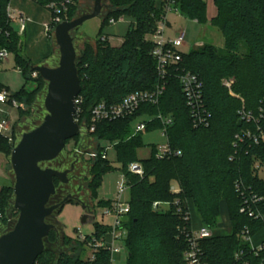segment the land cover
<instances>
[{"label": "trees", "instance_id": "obj_1", "mask_svg": "<svg viewBox=\"0 0 264 264\" xmlns=\"http://www.w3.org/2000/svg\"><path fill=\"white\" fill-rule=\"evenodd\" d=\"M65 1L44 0L42 5ZM70 1L73 4L61 14L63 22L73 20L86 10L79 7L80 2L86 0ZM107 1L108 10L100 16L102 26L94 44L86 40L84 50L76 60L81 82L79 96L83 98L82 121L86 123L92 108L98 103L118 104L129 94L151 90L157 83L156 62L151 56L153 46L148 41L163 16L156 0ZM211 2L216 9L212 21L218 25L224 38L223 53L204 43L195 50L182 53V61L171 71L166 92L158 106L144 105L131 118L103 122L94 133L87 136L81 133L74 138L76 146L84 136L97 140L96 150L85 153L95 155L89 159L92 180L87 186L92 200L98 198L104 175L115 170L112 163L104 158L107 148L101 143L106 141L115 145L130 191V214L124 224L127 230V264H186L184 254L188 244L181 231L189 225L182 219L178 207L173 205L177 198L182 207H190L193 220L196 218L200 226L215 231L220 227L222 203L227 204L232 232L215 233L212 238L201 241L205 264H264V251L256 254L243 239L245 228L255 236L264 229V222L240 212L243 205L241 191L246 197L250 194L259 197L258 208L264 210V140L261 139L264 136V0ZM9 3L10 0H0V27L10 31L9 39L3 44L14 55L16 68L25 76L26 84L33 81L40 87L44 80L40 75L33 80L36 66L23 54V40L8 22ZM176 7L187 20H196L199 24L209 21L205 0H177ZM122 17L133 22L122 44L115 47L103 31L111 20L118 21ZM51 26L53 31L55 25ZM178 69L197 75L203 82L204 101L212 115L208 128L193 126L179 84ZM232 77L235 78L232 90L239 98L233 97L223 84L224 79ZM24 90L25 87L18 94L14 93L21 106L31 101L30 94L25 98L20 95ZM243 108L252 116L250 121L243 119ZM22 111L21 107L19 115ZM143 115L173 119L167 136L171 147L181 152L180 156L157 160L154 147V155L150 159H136V148L143 141L142 133L134 134L132 124ZM162 127L159 120H154L145 131L161 130ZM246 133H250L253 140ZM237 134L243 136L244 142L235 148ZM13 149L12 144L0 138L1 154L9 158ZM134 162L142 163L143 177L127 172L128 166ZM173 182L181 188L178 196L170 191ZM237 183H242V190H237ZM11 198L10 189H0V219ZM156 202L169 203L170 206L165 212L155 211L153 205ZM110 203L101 201L99 206L108 207ZM95 226L98 234L107 232L96 222ZM77 248L76 255L63 253L58 257L45 249L35 264H108L110 255L107 252L102 251L96 261L90 262L86 257L85 244L80 243L74 250ZM237 252H243L240 260L235 258Z\"/></svg>", "mask_w": 264, "mask_h": 264}, {"label": "rangeland", "instance_id": "obj_2", "mask_svg": "<svg viewBox=\"0 0 264 264\" xmlns=\"http://www.w3.org/2000/svg\"><path fill=\"white\" fill-rule=\"evenodd\" d=\"M207 2V7L209 11V21L199 24L194 23L190 20L178 17L174 14H170L168 17V30L167 36H173L176 32L184 30L187 33V38L184 46L181 48L183 53H188L189 51L198 48L199 44H208L213 46L218 52H224V38L220 32V29L212 19L216 16V9L212 5L211 0H205ZM94 5V0H86L80 2L79 7L86 9L83 13L76 16L74 19L80 17L82 14L89 13ZM104 10L102 15H104L109 6L107 0H103ZM50 12V10H49ZM48 12V13H49ZM49 22L52 20V12L46 14ZM73 19V20H74ZM72 21V20H71ZM132 19L128 17H122L117 24L104 28L103 33L110 35L111 42L113 46H119L122 43L124 36L132 25ZM14 30L19 31V26L17 23H13ZM102 26V17H97L86 21L81 27L72 32V37L74 38V47L76 49L77 58L82 54L84 50V44L86 40L93 45L99 34L100 28ZM53 37L52 42V54L45 60V65L49 68H56L60 62V52L59 48L55 42L54 30L52 31ZM22 38V37H21ZM23 39V38H22ZM47 40L42 35L39 38L32 39L29 42L28 48L32 49L34 46H44L47 44ZM14 55L10 56V64L3 67V72L0 74V84L9 89L11 92L18 94L24 87L25 90L20 95L22 97H27L30 94L31 101L28 105L22 104L23 111L19 115V111L10 110L11 118L15 125V141L12 143L14 149L20 143L24 134L29 133L36 128H38L47 116V111L45 108V99L47 95V82L44 81V85L39 87V84L33 81H29L26 84L25 76L16 68L14 63ZM39 77V74L35 76L32 74L33 80ZM232 82H234L232 84ZM223 84L231 85L230 92L233 97H237L233 92L232 88L235 84V78H228L223 80ZM3 116L0 114V120ZM144 118H138L136 124L142 122ZM87 136V135H85ZM80 140L76 146V140H70L64 151L60 156L51 162H46L41 164L43 169H54L59 172H65L70 170L72 165L75 166L74 172L70 173L68 176L69 183L62 184L59 181L56 183V194L51 198L48 207H55L56 203L64 202L65 198L71 197V200L64 203L60 208V211L55 210L51 217L47 219V223L53 225L55 228L50 232V235L45 239V249L46 251L53 253L55 257L66 253L71 255L72 253L76 255L78 253V248L74 250V247L79 246L77 238L80 233L85 236H91L96 233V226L93 225H82L81 220L85 213L94 215L96 223L98 225H103L105 227H111L113 219L104 215L106 208L104 206H99V202L112 201L117 196L118 184L124 179V169L122 164L118 162V154L115 145L112 143L103 141L101 143L102 147L108 148L107 156L108 160L112 163L115 168L114 171L104 175L101 181V187L98 190V198L95 200L91 199L90 192L87 190L88 184L91 182V177L89 176V171L91 168V155L85 154L92 153L96 150L97 140L92 137H85ZM143 144L136 148L135 154L136 159L139 161L147 160L154 155V147L159 148L160 146L167 143L166 137L163 136L159 129H154L152 131H145L142 133ZM13 149V150H14ZM173 182L172 184H175ZM14 185H15V174L11 165V156L9 158L0 153V189H10L12 192V198L10 199V205H7L3 214V218L0 219V236H3L10 231H12L18 222L20 213L15 209V196H14ZM124 198L129 202L130 191H126ZM103 205V204H100ZM86 206V208H85ZM167 209L161 210L165 212ZM59 211V213H58ZM221 218L220 227L216 230L219 234H229L232 232V226L229 218L228 207L225 202L221 206ZM60 223L62 225H58ZM194 229H199V223L194 219ZM63 229V232H62ZM78 230V233L75 231ZM66 236V237H64ZM264 237V230L257 233L253 239L254 244L258 245L261 239ZM73 251V252H72ZM128 261V250L123 247L121 255H115V262L117 264H127Z\"/></svg>", "mask_w": 264, "mask_h": 264}, {"label": "built area", "instance_id": "obj_3", "mask_svg": "<svg viewBox=\"0 0 264 264\" xmlns=\"http://www.w3.org/2000/svg\"><path fill=\"white\" fill-rule=\"evenodd\" d=\"M31 1L43 6L42 3L44 0ZM176 2L177 0H156V6L158 9L162 10L163 16L158 22L155 32L148 38V41L153 46L151 56L156 62L157 83L154 88L151 90L136 91L131 93L118 104H108L106 102L98 103L92 108L88 123L82 121L83 98L78 96L75 99V121L78 125L82 123V126L79 125L80 134L82 133L86 135L89 133H94L97 129V126L103 122H112L119 119L131 118L136 113H138V111L144 105L158 106L160 104V101L166 92L168 82L167 80L171 71L178 67L182 61L183 52L181 48L184 46L187 38V33L184 30L177 32L174 36H167L166 34L169 25L168 17L170 14L184 18L176 7ZM72 4L73 3L70 0H66L64 3L51 2L43 6L46 9L53 11L55 14L52 15L51 22L45 25V29L48 34H50L52 31V24H54V27L56 28L59 24L63 23L61 14L68 11V7ZM7 18L10 27L13 30V23H17L19 26V31H14L20 36L26 32L27 26L31 22V19L28 16L16 13L15 10L12 9L10 3L7 7ZM118 21L111 20L110 24L115 25L118 23ZM192 22L196 24L198 23L196 20ZM9 37V29L0 27V74L4 65L8 63L9 58L12 55L10 50L3 44V42L9 39ZM177 72L179 84L186 99V104L190 111L193 126L200 129L208 128L211 123L212 115L207 109L204 101L203 82L197 75L189 71L178 69ZM34 74L35 76L37 75V73ZM233 83L234 82H232V84ZM226 86L229 89L231 88V85ZM20 108L21 104L17 99L14 98V93L0 84V114L3 116V118L0 120V138L7 140L10 144L14 143L15 141V125L11 118L9 109H16L19 111ZM241 115L243 116V119H247L248 121L252 119V116L247 113L244 108L241 112ZM154 120H159L161 122L163 126L161 132L167 139L166 144L156 148L155 158L157 160H165L180 156L181 152L171 147L167 136L168 128L173 125V119L171 117H164L162 115H159L156 118L148 117L147 120L133 126L134 134L143 133L146 130L148 124ZM245 135L248 138H251L250 133H246ZM261 139L264 140V136H262ZM254 141L257 143V138H255ZM243 142V136L241 134H237L235 136L234 147L238 148ZM91 157H95V155L92 154ZM104 158L107 159V152ZM127 172L139 177H143L144 168L142 163H131L127 168ZM236 188L238 191L242 190V183H237ZM128 190L129 184L126 173H124L123 181L118 184L116 198L111 201L108 207H105L106 210L104 215L112 218L113 223L111 227L108 228L105 227L104 224L101 225L102 228L107 229V232L104 235H100L96 232L91 236H85L82 233L79 234V231L77 232L79 234L77 241L79 243L85 244V248L87 249L86 257L90 262L96 261L98 254L104 251L110 255L108 264H117L115 262V255L122 254L127 238V230L124 227V224L130 214V204L125 200L124 195ZM170 191L173 195L178 196L181 193V188L178 184H173L170 187ZM240 193L241 197L243 198V205L240 212L247 213L249 217L261 219L264 222V210H260L258 208V203L261 201V199L253 194H250L249 197H246L244 192L241 191ZM173 205L178 207V212L182 213L183 215L182 219L189 225L187 229L181 231L182 236L186 238L188 244V248L184 254V260L186 264H205L203 262V251L200 244L201 241L212 238L215 234V230H210L203 226H200L199 229L195 230L193 225V215L190 207L188 205H186V208L182 207L181 201L178 198L174 201ZM169 206V203L156 202L153 205V209L155 211H161L163 209H167ZM254 237L255 236H251L250 230L245 228L243 231V239L245 242L249 243L251 250L258 254L264 251V239L258 245H255L253 241ZM242 255L243 252H237L235 254V258L240 260Z\"/></svg>", "mask_w": 264, "mask_h": 264}, {"label": "water", "instance_id": "obj_4", "mask_svg": "<svg viewBox=\"0 0 264 264\" xmlns=\"http://www.w3.org/2000/svg\"><path fill=\"white\" fill-rule=\"evenodd\" d=\"M103 9V0H94L89 13L59 24L54 31L60 52L58 67L34 68L35 73L48 84L44 103L48 114L38 128L23 135L11 154L15 174L14 207L20 215L14 229L0 236V264H35L45 250V239L55 228L47 223V219L57 206L48 205L56 194L55 180L68 183L69 171L43 169L41 164L57 159L67 141L80 134V127L75 121V99L81 92V82L72 32L86 21L100 17ZM95 222V216L87 213L81 220L82 225Z\"/></svg>", "mask_w": 264, "mask_h": 264}, {"label": "crops", "instance_id": "obj_5", "mask_svg": "<svg viewBox=\"0 0 264 264\" xmlns=\"http://www.w3.org/2000/svg\"><path fill=\"white\" fill-rule=\"evenodd\" d=\"M10 4H11L12 9L15 10L16 13L26 15L31 19V22L27 26L26 32L21 36L23 38V39L21 38L23 40V46H22L23 54L35 66L45 65L44 62L46 59H48L51 56L52 49H53L51 39L49 37V34L46 32V29H45V25L50 23L48 18L46 17V14L51 13V11L49 12L48 9H46L45 7H43L41 5L34 3L31 0H10ZM42 33H43V37L47 40L48 43L45 46H44V44H42L41 46H37V47L34 46L32 49H29L28 48L29 42L32 41V39L37 40L39 38V36L42 35ZM106 36L108 37V39L112 45L110 35H106ZM122 42H123V40H122ZM119 46H115V47H119ZM14 63H15V61H14ZM7 64L9 65L10 61H8V63H6L5 65H7ZM2 72H3V70H2ZM2 72H1V74H2ZM141 117L144 118L142 121H145V120H147V118L149 116L143 115V116H140L138 118H141ZM138 118H136L135 121L133 122V124H132L133 126L136 125V121L138 120ZM155 148H157V147H155ZM107 159H108V156H107ZM221 213H222V211H221ZM196 221L199 223V221L197 219H196ZM91 225H93V224H91ZM199 226H200V224H199ZM215 233H217V231H215ZM263 239H264V237L261 239V241Z\"/></svg>", "mask_w": 264, "mask_h": 264}, {"label": "flooded vegetation", "instance_id": "obj_6", "mask_svg": "<svg viewBox=\"0 0 264 264\" xmlns=\"http://www.w3.org/2000/svg\"><path fill=\"white\" fill-rule=\"evenodd\" d=\"M74 170H75V166L72 165V167L70 168V170H68V171H69L68 176H69L70 173L74 172ZM68 176H67V177H68ZM68 183H69V179H68ZM66 184H67V183H66ZM66 199H68V201H70V200H71V197L65 198V199H64V202L62 201L61 203H56L54 206H57L58 210H60V208L62 207V205H64ZM68 201H67V202H68ZM85 208H86V206H85ZM56 210H57V209H56ZM85 214H86V213H85Z\"/></svg>", "mask_w": 264, "mask_h": 264}]
</instances>
